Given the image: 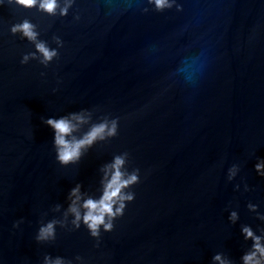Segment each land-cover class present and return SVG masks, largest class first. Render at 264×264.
Returning a JSON list of instances; mask_svg holds the SVG:
<instances>
[{
  "label": "water",
  "instance_id": "obj_1",
  "mask_svg": "<svg viewBox=\"0 0 264 264\" xmlns=\"http://www.w3.org/2000/svg\"><path fill=\"white\" fill-rule=\"evenodd\" d=\"M170 3L75 0L66 17L0 8V264H43L46 254L212 264L217 252L240 264L250 244L241 224L264 228L246 207L264 212V177L254 170L264 160V0ZM24 16L52 48L55 37L64 42L47 67L19 63L34 46L8 24ZM82 108L94 120L119 116V135L63 167L43 121ZM125 150L144 175L101 246L83 228L60 227L53 244H37L42 223L63 219L69 189L79 182L95 193L100 164ZM233 164L241 171L229 182Z\"/></svg>",
  "mask_w": 264,
  "mask_h": 264
},
{
  "label": "clouds",
  "instance_id": "obj_2",
  "mask_svg": "<svg viewBox=\"0 0 264 264\" xmlns=\"http://www.w3.org/2000/svg\"><path fill=\"white\" fill-rule=\"evenodd\" d=\"M157 10L171 7L170 0H150ZM75 0H0V8L15 6L19 9L37 12L47 16L66 17ZM77 15L75 19H79ZM8 31L12 36L27 41L34 46V51L21 55L19 63L27 65L31 60H38L47 67L59 55L63 47L61 37H55L58 47L52 48L47 41L40 39L38 26L27 16L19 18L8 24ZM44 75V73H41ZM52 130V143L55 149V160L63 166L79 164L81 159L98 144L108 143L119 135L121 119L119 116H105L94 120L93 113L87 108L70 111L58 117H48L43 121ZM256 174L264 177V160L254 165ZM98 181L95 193L84 190V185L77 182L69 189L66 196L67 207L63 219H52L42 223L35 235L39 245H51L57 239V228L69 232L85 229L94 241V247L99 248L105 233L115 229L116 221L125 215L129 204L136 199L135 186L142 180V170L133 166L131 154L125 151L114 152L111 159L100 164L98 168ZM241 171L238 164H233L227 170V180L234 181ZM241 189L240 183L234 185V190ZM252 188L244 182L243 191L249 192ZM61 205H56V211ZM247 210L255 214V219L264 222V212L260 203L248 201ZM241 219L240 212L233 209L228 220L235 225ZM19 226V222L13 225ZM240 234L245 242L250 244L240 256V264H264V228H254L251 223L240 226ZM43 264H88V260L76 254L73 257L64 255L53 256L46 254ZM212 264H233L231 258L222 252L212 256Z\"/></svg>",
  "mask_w": 264,
  "mask_h": 264
}]
</instances>
